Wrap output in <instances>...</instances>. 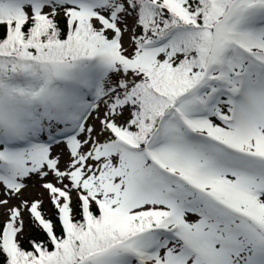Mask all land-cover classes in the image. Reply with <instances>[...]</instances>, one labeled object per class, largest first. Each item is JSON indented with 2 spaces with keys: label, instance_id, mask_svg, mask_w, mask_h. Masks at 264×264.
I'll return each instance as SVG.
<instances>
[{
  "label": "snow or ice",
  "instance_id": "6c2138e0",
  "mask_svg": "<svg viewBox=\"0 0 264 264\" xmlns=\"http://www.w3.org/2000/svg\"><path fill=\"white\" fill-rule=\"evenodd\" d=\"M0 264H264V0H0Z\"/></svg>",
  "mask_w": 264,
  "mask_h": 264
}]
</instances>
